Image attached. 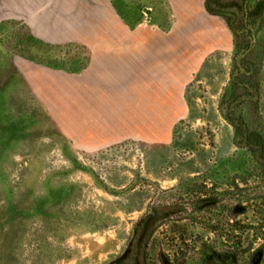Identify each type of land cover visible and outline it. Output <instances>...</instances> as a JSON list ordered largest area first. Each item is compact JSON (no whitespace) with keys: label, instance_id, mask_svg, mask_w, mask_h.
Masks as SVG:
<instances>
[{"label":"rangeland","instance_id":"obj_1","mask_svg":"<svg viewBox=\"0 0 264 264\" xmlns=\"http://www.w3.org/2000/svg\"><path fill=\"white\" fill-rule=\"evenodd\" d=\"M116 1L130 14L146 7L168 19L163 0ZM224 1L240 7L229 8L237 17V49L217 57L203 80L188 88L191 115L177 127L173 145L129 141L85 153L62 135L22 71L27 63L77 68L74 54L69 56L73 52L35 38L0 0V264H110L124 254L150 211H167L173 203L179 209L195 172L201 173L197 184L208 185L217 171H240L238 177L250 173L248 198L235 202L249 205L241 219L249 221L253 249L258 248L264 184L254 154L264 161L261 144L231 121L264 134V0ZM233 103L240 107L230 116ZM229 193L220 186V195ZM221 201L227 208L234 199ZM162 224L151 235L148 263L185 264L180 262V226L171 231L166 220ZM203 234L208 243H217L209 231ZM251 260L260 261L256 252ZM187 261L200 262L193 253Z\"/></svg>","mask_w":264,"mask_h":264},{"label":"crops","instance_id":"obj_2","mask_svg":"<svg viewBox=\"0 0 264 264\" xmlns=\"http://www.w3.org/2000/svg\"><path fill=\"white\" fill-rule=\"evenodd\" d=\"M4 1L35 38L68 47L80 65L27 63L22 71L62 135L85 153L129 141L173 145L191 115L188 88L237 49L229 8L239 6L224 0H163L167 20L146 7L144 17L130 14L116 0Z\"/></svg>","mask_w":264,"mask_h":264},{"label":"flooded vegetation","instance_id":"obj_3","mask_svg":"<svg viewBox=\"0 0 264 264\" xmlns=\"http://www.w3.org/2000/svg\"><path fill=\"white\" fill-rule=\"evenodd\" d=\"M238 104L232 108L230 116L236 114L234 112L240 107ZM233 125L236 129H239L238 126ZM244 125L246 132L243 129L242 132L248 134L250 140L252 136L260 137V139L258 137H255V139L261 144V158L264 159V134L257 135L252 131L250 125L245 123ZM245 147L250 151H254L250 144H246ZM254 158L259 164L258 172L264 184V161L258 160L255 154ZM244 162L249 163L246 158ZM195 173L197 174H193L192 178L196 179L188 181L189 184H194L184 187L185 193L182 200L179 201V209L176 208L177 203H173L169 205L167 210L166 221L169 229L172 231L175 224L180 226V262L187 264L188 255L193 253L199 258V264H256L251 260V256L256 252L260 258L258 264H262L264 259V228H260L263 233L259 241L262 243L254 250L252 235L249 234L251 232L250 223H247L248 220L241 219L242 216L248 215L250 207L246 202H235L236 197L248 198L246 188L248 187L247 182L250 181L248 178L250 173L248 171L242 172L247 176L238 177L237 174L240 171H217L212 174L211 178H213L214 184L211 185L203 181L197 184L199 178H201V173ZM220 186H225L232 193H229L228 197L220 195ZM223 192H226V190L224 189ZM231 196L234 199L232 205L227 208L221 207L223 202L221 199L230 198ZM195 229L196 233H193ZM204 230L209 231V235H213L217 243H208L207 238H204ZM220 241L222 243L219 248L218 242Z\"/></svg>","mask_w":264,"mask_h":264},{"label":"trees","instance_id":"obj_4","mask_svg":"<svg viewBox=\"0 0 264 264\" xmlns=\"http://www.w3.org/2000/svg\"><path fill=\"white\" fill-rule=\"evenodd\" d=\"M166 216L167 211L164 208L161 211L156 208L150 211L135 227V237L124 254L110 264H149L148 247L151 235L164 225L162 222L166 220Z\"/></svg>","mask_w":264,"mask_h":264},{"label":"water","instance_id":"obj_5","mask_svg":"<svg viewBox=\"0 0 264 264\" xmlns=\"http://www.w3.org/2000/svg\"><path fill=\"white\" fill-rule=\"evenodd\" d=\"M235 105H237V103H233V104L231 105L232 108H234ZM231 123H233V124H235V125H237V126L242 127V128L244 129V131L246 132V127H245V125L243 124L242 121H237V120H236L235 122H232V121H231ZM253 137H258V138L260 139L259 136H253Z\"/></svg>","mask_w":264,"mask_h":264}]
</instances>
